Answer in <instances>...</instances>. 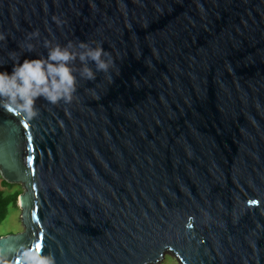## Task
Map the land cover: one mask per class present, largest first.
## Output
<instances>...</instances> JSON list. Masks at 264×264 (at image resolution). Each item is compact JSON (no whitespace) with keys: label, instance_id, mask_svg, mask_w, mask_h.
Here are the masks:
<instances>
[{"label":"water","instance_id":"water-1","mask_svg":"<svg viewBox=\"0 0 264 264\" xmlns=\"http://www.w3.org/2000/svg\"><path fill=\"white\" fill-rule=\"evenodd\" d=\"M57 47L70 102L0 98V264H264V0H0V72Z\"/></svg>","mask_w":264,"mask_h":264},{"label":"clouds","instance_id":"clouds-1","mask_svg":"<svg viewBox=\"0 0 264 264\" xmlns=\"http://www.w3.org/2000/svg\"><path fill=\"white\" fill-rule=\"evenodd\" d=\"M102 54L101 49L89 50L81 54L79 59L84 61L90 58L96 63L98 70L105 71L108 64L101 59ZM70 59L67 50L57 47L50 52L47 64L40 60H25L21 65L15 66L11 73L0 72V98H7L22 107L29 116L35 115L33 107L36 98L43 97L53 104L62 98L70 102L74 91V77L65 64ZM52 62L57 64L54 66ZM85 73L88 78L94 77L87 68ZM37 264H55V261L54 258L45 256Z\"/></svg>","mask_w":264,"mask_h":264},{"label":"rangeland","instance_id":"rangeland-1","mask_svg":"<svg viewBox=\"0 0 264 264\" xmlns=\"http://www.w3.org/2000/svg\"><path fill=\"white\" fill-rule=\"evenodd\" d=\"M7 184L8 185L4 186L0 181V190L3 191L5 196L13 197V195L16 192L21 194L24 191V188L21 184H9V183ZM18 197H17V207L13 203H11L10 206L8 207V213L6 215V218L0 224V236L17 234L23 232L24 230L21 220V210L19 208ZM159 264H181V263L176 259L174 255L170 253H166L163 260Z\"/></svg>","mask_w":264,"mask_h":264},{"label":"trees","instance_id":"trees-1","mask_svg":"<svg viewBox=\"0 0 264 264\" xmlns=\"http://www.w3.org/2000/svg\"><path fill=\"white\" fill-rule=\"evenodd\" d=\"M1 183L6 186L8 185L4 180L0 178ZM20 195V193L16 192L13 197L11 196H5L3 191L0 190V224L4 221L6 218V215L8 213V207L11 203H13L17 207V197Z\"/></svg>","mask_w":264,"mask_h":264}]
</instances>
